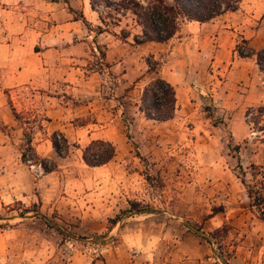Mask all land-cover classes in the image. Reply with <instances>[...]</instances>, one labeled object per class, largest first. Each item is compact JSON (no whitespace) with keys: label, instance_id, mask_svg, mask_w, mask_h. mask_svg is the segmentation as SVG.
<instances>
[{"label":"rangeland","instance_id":"obj_1","mask_svg":"<svg viewBox=\"0 0 264 264\" xmlns=\"http://www.w3.org/2000/svg\"><path fill=\"white\" fill-rule=\"evenodd\" d=\"M72 1L80 14L83 0ZM44 7L45 0L24 4L25 29L42 31L46 22L57 23L43 17ZM12 16L0 26V264H264V221L250 205L238 166L239 158L248 181L252 163L264 167V131L249 121L260 116L264 125L257 108L264 104L223 110L216 101L215 84L227 78L232 58H242L235 48L231 54L229 41L196 22L183 24L163 43L138 45L132 36L123 41L106 34L98 39L108 46L106 61L97 63L92 46L85 44L80 79L72 85L76 90L63 80L52 87L16 84L38 65L35 51L41 48L32 31L17 39L23 26ZM219 20V27L237 29V42L243 35L255 49L264 48V0H244L235 14ZM151 56L162 62L161 76L177 90L178 109L165 122L147 119L137 105L154 76L148 73ZM97 64L103 73L92 69ZM206 102L226 127L208 116ZM11 103L23 121H42L33 143L48 166L56 165L53 171L23 160L24 128L14 119ZM53 104L69 106L68 123L49 125L42 119ZM63 124L70 142L64 157L50 140ZM91 131L94 137L88 136ZM94 139L116 146L114 158L96 167L82 157V148ZM237 144L239 151L233 148ZM131 200L151 212L124 213ZM35 203L66 234L35 211L23 212ZM215 208L222 211L213 214ZM117 216L122 217L114 224ZM224 225L229 227L227 235L221 233L226 260L218 256V244L201 234L209 236Z\"/></svg>","mask_w":264,"mask_h":264},{"label":"trees","instance_id":"obj_2","mask_svg":"<svg viewBox=\"0 0 264 264\" xmlns=\"http://www.w3.org/2000/svg\"><path fill=\"white\" fill-rule=\"evenodd\" d=\"M59 1V0H52ZM69 2V0H63ZM244 0H89L92 10L96 11L99 18V23L94 25L91 23L81 12L76 19L82 20L89 31L94 32L95 46L92 47L94 57L98 60L97 63L106 61L107 59V45H101L97 39L101 34H110L123 41L129 37H133L135 44H143L146 42L163 43L172 39L180 32L183 24L187 22L206 23L211 20L221 17L229 12H236L239 10ZM71 10L72 7L69 6ZM1 25V24H0ZM235 52L242 58H253L261 70H264V48L255 49L250 45V40L241 36V41H238L235 46ZM103 64V63H101ZM148 73L154 76L144 85L141 90L139 101L137 103L139 110L144 114L147 119H152L159 122H165L172 119L178 109L177 90L174 84L168 79L161 76L160 70L162 62L154 59L151 56L147 59ZM110 66L109 63H105ZM94 71L103 73L98 64ZM139 78L136 82H139ZM204 99L203 95L201 96ZM12 114L16 121L24 128V137L26 142L25 150L23 151L22 158L24 161H31L40 163L46 171H53L56 165L48 166L47 163L39 157L34 146V130L36 126L43 129L44 125L40 120L32 121L28 118L22 117L17 108L11 103ZM264 117V107H257ZM205 109L209 112L208 116L214 120L215 124L227 126L223 120H216L213 105L206 102ZM251 107L246 112L249 117ZM49 121L50 118L45 116L42 118ZM260 116H255L249 121L253 122L257 129L264 131V125H259ZM39 121V123H34ZM232 138V137H231ZM54 150L62 157L66 156L70 149V142L65 134L61 131H54L50 136ZM233 146V145H231ZM233 148L237 151L240 150L241 145H234ZM116 155L115 144L106 139H94L82 148V157L84 162L92 167L101 166L111 161ZM239 160V168L242 175L239 176L242 184L244 185L247 197L250 200V205L254 208L259 215V218L264 221V167L259 164L252 163L250 165V173L252 180H247V172L244 169L242 162ZM130 208L124 210V213H145L151 212L148 208H143L136 200L129 201ZM35 211L49 226L56 228L61 233L66 234L60 225L47 216L41 214L39 205L35 203L30 209L25 208L23 212ZM222 209H214L213 214L221 212ZM23 214V213H22ZM122 216H117L112 219L116 224ZM187 226L199 233L201 229H196L192 225ZM3 227V225H0ZM229 227L224 225L206 236L201 233L209 243H217L220 249L222 260L224 257V248L221 245V238L224 233L227 235ZM224 235V236H225Z\"/></svg>","mask_w":264,"mask_h":264},{"label":"crops","instance_id":"obj_3","mask_svg":"<svg viewBox=\"0 0 264 264\" xmlns=\"http://www.w3.org/2000/svg\"><path fill=\"white\" fill-rule=\"evenodd\" d=\"M30 0H0V24L6 23V17L12 16L17 19V23L23 26L22 29L24 34L18 36V40L22 41L21 38L27 37V33L33 32V36L37 44L40 45L39 50L35 51L37 56L38 65L34 66L29 71H25L21 74V78L16 81V84L21 82H30L53 86L56 82L63 80L68 83V86L73 90L77 88L72 86L75 85L76 81L80 79L79 72L80 67V55L87 54L86 46L91 49V46H95L94 32L89 31L82 20L76 19L77 7L74 5V1L69 0L65 2L63 0L52 1L45 0V9L47 14L43 17L49 20H54L57 23L50 24L46 22V28L39 31V28H24L27 24V15L21 10L24 4ZM11 4H16V8L13 7L8 9ZM18 5V6H17ZM72 7L73 10L69 8ZM19 7V8H18ZM81 12L85 17L92 23H99L98 14L92 10L89 0H83L81 5ZM235 14V12H229L221 17H217L210 22L199 23L201 26H208L209 30H217L220 37L229 41L230 52L233 54V49L236 45V38L238 36L237 29L233 27H219V19L224 16ZM92 17V19H90ZM42 21H37L38 25ZM96 25V24H94ZM1 26V25H0ZM221 28L219 31L218 29ZM244 32H242L243 34ZM106 35L101 34L98 39ZM11 35H8V37ZM243 36V35H241ZM6 37V38H8ZM247 38V37H245ZM97 39V41H98ZM250 39V37H249ZM16 41V38H14ZM253 41V40H252ZM9 45L13 44L12 41ZM90 43V44H89ZM99 43V41H98ZM4 48V45L0 43V49ZM3 55H1L2 60ZM218 66L222 61L217 60ZM218 68V67H217ZM256 73V74H255ZM261 73L262 75H258ZM96 72L92 75L94 76ZM255 74V75H254ZM257 78L264 77V70H261L257 63L250 58H237L231 59V66L227 72V78L225 80H219L215 84L214 97L219 105L227 110H237L243 106H254L264 104V80L258 81ZM67 109L69 106L65 105H54L47 111V117L50 118L49 125L52 123H68ZM70 123V122H69ZM68 124H63V127H55L54 130H60L65 133L68 130L66 128ZM95 132H90L89 137H94ZM67 137V135L65 134Z\"/></svg>","mask_w":264,"mask_h":264}]
</instances>
